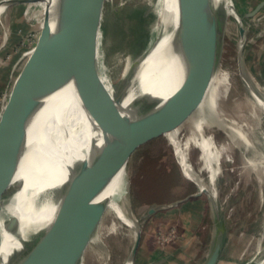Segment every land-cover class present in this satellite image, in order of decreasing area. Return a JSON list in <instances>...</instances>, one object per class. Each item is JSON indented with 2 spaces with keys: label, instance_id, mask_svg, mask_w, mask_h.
<instances>
[{
  "label": "bare ground",
  "instance_id": "bare-ground-1",
  "mask_svg": "<svg viewBox=\"0 0 264 264\" xmlns=\"http://www.w3.org/2000/svg\"><path fill=\"white\" fill-rule=\"evenodd\" d=\"M11 1L14 0L0 2V17ZM26 1L40 5L41 12L47 14L42 22L48 20L52 0ZM91 1L84 0L78 13L79 19L85 18ZM127 1L99 0L95 13L84 29L83 42L89 43V32L102 22L108 6L110 12L107 15H113L118 8L126 5ZM142 2H149L153 10L145 20V27L153 34L150 49L142 60V83L145 89H152L157 95L165 97L170 95L177 85L175 80H170V76H176L174 74L177 71L175 46L180 25L181 0ZM217 5L224 19L236 13L232 0H219ZM28 12L31 15V11ZM108 41L104 46L105 50L100 54L99 80L105 92H112L118 83L131 74L133 56L125 48L110 52ZM42 44L41 42L31 51L28 61L17 77L13 87L16 99L9 102L5 123L2 124L0 151L13 141L15 148L1 164L0 197L15 188V185L18 187L4 207L0 222L10 215L18 214L22 218V225L18 234L6 235L0 251L20 245L19 239L24 237L29 226H39L51 217L54 202L44 203L40 199L48 189L59 187L65 181L67 169L73 161L86 153L90 143V122L73 89L67 88L52 98L39 82ZM221 59L222 56L195 105L163 130V134L174 148L184 175L195 181L200 191L213 195L218 193L217 180L223 171L224 160L235 164L238 162L235 151H232L234 140L241 141L244 146L246 167L251 165L257 169L264 165V85L255 78L256 76L251 77L249 73H245L246 91L249 95L244 105L245 111L237 115L229 114L225 101L231 94V71L222 68ZM115 65H118L120 70L123 69L119 76L114 75V68L117 67ZM29 92L34 101L25 110V120L10 127L13 111L18 110L21 100L24 101ZM134 95L135 93L131 94L132 97ZM35 107L37 109H34ZM261 125L263 129L259 131ZM182 129H185L183 133ZM216 129L222 132L221 137H218ZM254 133L261 136L260 148L257 146L258 140L250 137V134ZM193 147L199 150L197 168L191 161ZM250 153H254V156H250ZM244 168L243 165L242 169ZM203 171L207 172V178L203 177ZM40 196L42 197L39 198ZM37 201L41 203L37 205ZM168 206L171 204L159 205L162 208ZM140 232L141 224L133 210L130 170L127 165L110 186L105 200L77 238L73 247V264H86L85 258L91 247L94 248L95 260L100 264H114L116 258H113L111 239L114 236L118 238L127 235L132 237L133 243L119 264H135L133 253ZM256 264H264V259Z\"/></svg>",
  "mask_w": 264,
  "mask_h": 264
},
{
  "label": "rangeland",
  "instance_id": "rangeland-1",
  "mask_svg": "<svg viewBox=\"0 0 264 264\" xmlns=\"http://www.w3.org/2000/svg\"><path fill=\"white\" fill-rule=\"evenodd\" d=\"M23 1L9 5L0 17V119L17 77L40 42L42 20L47 16L40 5ZM142 1L128 0L113 15H107L110 7L106 5L98 32V60L108 40L110 52L125 48L138 59L146 53L153 33L145 27V20L153 10L149 2ZM232 1L236 13L226 19L223 15L221 63L222 68L231 71V94L225 105L229 114L237 115L245 111L249 97L244 74L256 76L264 85V0ZM261 3L257 13L251 15ZM242 28L246 30L244 45ZM115 66L114 75L119 76L123 69ZM216 131L221 137L222 132ZM250 137L262 147L260 135L254 133ZM232 146L238 162L224 160L217 180L218 193L214 195H195L200 191L199 185L184 175L173 146L161 131L150 133L137 146L128 163L133 210L141 224L135 264H203L220 232L224 234V243L218 264H256L264 259V165L257 169L246 167L242 142L236 139ZM198 155L199 150L193 147L191 161L196 168ZM202 175L208 176L206 171ZM17 187L7 192L4 207ZM164 204L171 206L159 207ZM153 205L156 211L150 213ZM110 243L116 258L114 264H119L133 240L130 235L114 236ZM93 249L87 252L86 264H100Z\"/></svg>",
  "mask_w": 264,
  "mask_h": 264
},
{
  "label": "water",
  "instance_id": "water-1",
  "mask_svg": "<svg viewBox=\"0 0 264 264\" xmlns=\"http://www.w3.org/2000/svg\"><path fill=\"white\" fill-rule=\"evenodd\" d=\"M98 1H91L84 19L78 18L84 0L51 1L39 42L43 43L39 82L52 98L67 88L73 89L90 122V143L86 153L67 169L65 181L59 187L48 189L44 198L39 197L44 203L54 202L51 217L39 226H29L24 237L19 239L20 245L0 251V264H73V247L77 238L105 200L110 186L127 167L137 146L150 133H163L166 126L189 112L208 85L221 57L225 26L217 5L219 0H181L175 46L177 71L176 76L168 75L177 83L176 89L163 97L143 87L142 60L149 47L139 59L137 56L132 59L131 74L112 92H105L99 80L98 32L101 22L89 32V43L83 42L84 29L95 13ZM15 2L24 1H11L7 7ZM262 5L259 4L251 15ZM241 36L244 45V28ZM133 93L134 97L131 96ZM15 99L12 88L0 119V136L8 104ZM33 101L30 92L27 93L18 110L13 111L10 127L25 120V110ZM14 148L13 141L0 151V168ZM6 196L7 192L0 197V215ZM210 198L215 204L211 195ZM154 211L155 205L149 208L150 213ZM21 225L22 218L18 214L0 222V246L7 234H18ZM140 238L141 232L134 247V260ZM223 243L224 234L220 232L203 264L219 263Z\"/></svg>",
  "mask_w": 264,
  "mask_h": 264
}]
</instances>
